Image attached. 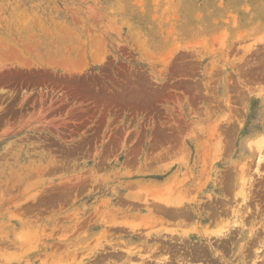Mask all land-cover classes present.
<instances>
[{"label":"rangeland","instance_id":"1","mask_svg":"<svg viewBox=\"0 0 264 264\" xmlns=\"http://www.w3.org/2000/svg\"><path fill=\"white\" fill-rule=\"evenodd\" d=\"M261 137L264 0H0V264H264Z\"/></svg>","mask_w":264,"mask_h":264},{"label":"bare ground","instance_id":"2","mask_svg":"<svg viewBox=\"0 0 264 264\" xmlns=\"http://www.w3.org/2000/svg\"><path fill=\"white\" fill-rule=\"evenodd\" d=\"M263 139V140H262ZM261 140V141H260ZM257 142V141H256ZM264 138L263 137H261V139H259V143H256V144H258L257 146H258V148H260V147H262L261 145H264ZM256 144H255V146H256ZM260 158H261V155H260ZM229 175H230V173H229ZM231 176V175H230ZM181 183V182H180ZM168 186V185H167ZM230 188V187H229ZM229 190V189H228ZM163 191V190H162ZM165 193V192H164ZM164 200V199H163ZM167 202V201H166ZM228 202V201H227ZM169 203V202H168ZM167 203V204H168ZM169 204H171V203H169ZM168 204V205H169ZM150 205V204H149ZM160 205V204H159ZM164 206H165V204H163ZM175 205V204H174ZM172 206V205H171ZM176 206V205H175ZM174 206V207H175ZM159 207V206H158ZM173 207V206H172ZM182 207H183V205H182ZM181 207V208H182ZM188 207V206H187ZM206 207V206H205ZM227 207V206H226ZM156 208V207H155ZM155 208H153V209H155ZM167 208V207H166ZM180 208V209H181ZM162 209H163V207H162ZM168 209V208H167ZM213 209V208H212ZM160 210V209H159ZM172 210H174V209H172ZM178 210V209H177ZM184 210V208L181 210V211H183ZM215 210V209H214ZM222 210V209H221ZM224 210H225V208H224ZM227 210V209H226ZM167 211V210H166ZM170 211V210H169ZM168 211V212H169ZM175 211L176 210H174V213H175ZM189 211H191V209L189 210ZM177 212V211H176ZM188 212V211H187ZM229 212V211H228ZM170 213V212H169ZM168 213V214H169ZM179 213H182V212H180V210H179ZM192 213V212H191ZM194 213V212H193ZM223 213V212H222ZM227 213V212H226ZM163 214V213H162ZM185 214H186V212H185ZM184 214V215H185ZM176 215H177V213H176ZM179 215V214H178ZM177 215V216H178ZM182 215V214H181ZM184 215H182V217L184 216ZM187 215H188V213H187ZM189 215H191V214H189ZM228 216V215H227ZM257 216V215H256ZM168 217H169V215H168ZM171 217V216H170ZM173 217V216H172ZM175 217V216H174ZM188 217V216H187ZM186 217V218H187ZM225 217V216H224ZM224 217H223V219H224ZM178 218V217H177ZM228 218V217H227ZM223 219H222V221H223ZM226 219V218H225ZM181 223V222H180ZM219 224H220V222H219ZM233 224V223H232ZM231 224V225H232ZM199 225V224H198ZM221 225V224H220ZM220 225H217V226H220ZM178 226V225H177ZM179 226H181V225H179ZM204 226H205V224H204ZM211 226V225H210ZM229 226V225H228ZM201 227V226H200ZM206 227V226H205ZM230 227V226H229ZM179 229V228H178ZM230 229V228H229ZM229 229L227 228V230L229 231ZM180 230V229H179ZM182 230V229H181ZM202 230H204L203 228H202ZM232 230H233V226H232ZM237 229H235V231H236ZM226 231V230H225ZM174 232H175V229H174ZM196 232V231H195ZM223 233V232H222ZM164 234V233H163ZM197 236H198V238H200V239H203V240H205V241H207L208 243H209V245H210V243L212 244V240H213V238L214 237H212V235H206V232L205 231H203V232H199L198 230H197ZM230 234H232L231 232H225V233H223L222 235H219V237H217L216 239L218 240V239H220L221 241H223V239H226V238H228L229 239V236H230ZM172 235H174V234H172ZM180 236V235H179ZM178 236V237H179ZM182 237V236H181ZM221 237V238H220ZM231 238V237H230ZM171 239H172V236H171ZM180 239V238H179ZM178 239V240H179ZM187 240V239H186ZM188 241V240H187ZM214 241H215V239H214ZM182 244V243H181ZM221 244H222V242H221ZM224 244V243H223ZM222 244V245H223ZM171 246V245H170ZM195 246V245H194ZM252 246V245H251ZM194 249V248H193ZM197 249V248H196ZM248 249V248H247ZM257 250V249H256ZM187 251H188V249H187ZM186 251V252H187ZM193 252V251H192ZM197 253V252H196ZM207 253V252H206ZM161 256V255H160ZM198 256V255H197ZM164 257H166L165 255H164ZM163 257V259H165ZM167 257H169V256H167ZM182 258V257H181ZM159 259H161V257L159 258ZM163 259H161V260H163ZM154 260V259H153ZM160 260V261H161ZM168 261V260H167ZM164 262V261H163ZM169 262V261H168ZM249 262V261H248ZM160 263H162V262H160ZM183 263V261L181 262V264ZM167 264V263H166ZM185 264V263H184ZM188 264H190V263H188Z\"/></svg>","mask_w":264,"mask_h":264}]
</instances>
